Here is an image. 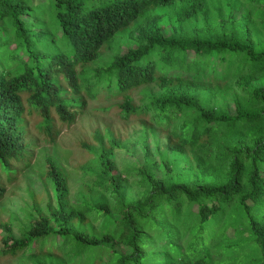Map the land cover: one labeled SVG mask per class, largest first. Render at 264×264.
Listing matches in <instances>:
<instances>
[{
    "label": "trees",
    "instance_id": "1",
    "mask_svg": "<svg viewBox=\"0 0 264 264\" xmlns=\"http://www.w3.org/2000/svg\"><path fill=\"white\" fill-rule=\"evenodd\" d=\"M99 96L139 130L93 134L79 203L46 157L52 197L0 225V263L264 264V0H0V200L30 133L56 145Z\"/></svg>",
    "mask_w": 264,
    "mask_h": 264
},
{
    "label": "rangeland",
    "instance_id": "2",
    "mask_svg": "<svg viewBox=\"0 0 264 264\" xmlns=\"http://www.w3.org/2000/svg\"><path fill=\"white\" fill-rule=\"evenodd\" d=\"M42 2L44 0H34V4ZM123 51H125L124 47L121 49V52ZM103 53L104 56L91 63V67L101 66L107 58L106 55L110 54V52ZM101 97L86 100L85 111L77 117V121L73 126L61 133L56 145H47L34 132L30 133L28 140L33 142L30 148L33 155L31 166L21 171L10 183H6L4 195L0 200V225L9 226L15 239H19L21 232L24 231L27 219L30 216V209L37 204L44 211L47 201L52 195L50 190L45 189L43 182L46 157H51L67 175L70 187V202L79 203L83 197L84 200H88L93 195L88 187L95 178L94 172L97 168L93 156L86 147L92 146L93 134L96 131L101 134L110 131L114 137L125 142L130 140L134 132L139 130L138 123L133 122V120L122 122L119 119L117 107L105 108L110 103H119L121 99H115L109 103L103 101ZM132 100L134 105H141L144 101L142 90L132 93ZM160 141L162 148L163 140ZM148 142L153 150V139L149 138ZM137 153L136 159L141 157L140 153ZM114 157L118 166L129 161V157L123 150L116 149ZM82 195L84 196L82 197ZM98 227V222H94V231H97ZM229 235L231 236L232 233L229 232ZM2 236H4V233L0 228V238ZM122 250L126 251L125 249ZM234 259L237 263L234 262ZM223 260L225 262L223 261L224 263L221 264H259L261 257H225ZM0 264L23 263L16 260H6Z\"/></svg>",
    "mask_w": 264,
    "mask_h": 264
}]
</instances>
